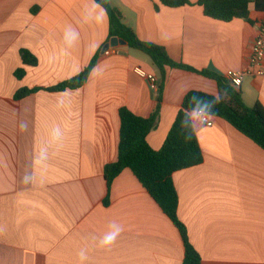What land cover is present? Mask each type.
I'll return each mask as SVG.
<instances>
[{
    "label": "crops",
    "instance_id": "1",
    "mask_svg": "<svg viewBox=\"0 0 264 264\" xmlns=\"http://www.w3.org/2000/svg\"><path fill=\"white\" fill-rule=\"evenodd\" d=\"M108 1L139 39L222 77L247 66L264 15L251 7L249 21L223 22L199 5ZM108 29L95 0H0V264L184 260L180 231L129 169L114 179L104 205L103 170L117 159L119 109L148 117L157 107L158 91L135 69L154 75L158 86L161 76L149 56L127 44L104 54ZM21 50L37 63L24 65ZM95 55L84 85L45 90L81 72ZM21 88L41 90L15 99ZM238 89L245 106L264 107V76H247ZM190 90L219 94L213 80L166 68L159 122L147 136L152 149L164 144ZM191 118L196 129L197 111ZM197 138L203 162L175 172L173 182L177 217L201 264H264V150L220 117L200 127ZM113 225L119 235L102 245Z\"/></svg>",
    "mask_w": 264,
    "mask_h": 264
},
{
    "label": "trees",
    "instance_id": "2",
    "mask_svg": "<svg viewBox=\"0 0 264 264\" xmlns=\"http://www.w3.org/2000/svg\"><path fill=\"white\" fill-rule=\"evenodd\" d=\"M107 13L109 21L108 40L118 37L126 41L127 45L149 56L153 65L160 71L158 86L157 107L148 117H141L131 112L124 106L119 109L120 128L117 159L104 167L103 173L107 184L104 205L109 204V191L112 182L122 172L129 169L147 189L151 198L161 207L174 226L180 231L184 245V260L181 264H201V256L193 248L188 239L186 227L180 222L178 214V196L173 182V174L177 171L200 165L203 160V152L197 134L191 139L185 136L191 135L195 130L192 125L191 113L194 111L207 112L211 105H205V100L211 101L216 95L190 90L182 100L181 107L172 122L164 144L158 150L150 147L147 140L148 134L153 131L159 122L160 103L166 76V68H175L193 72L217 83L219 94L225 93L222 102L216 104L212 111L213 117L228 122L232 127L254 141L264 150V107L258 101L251 107L243 103L240 89H235L219 73L211 70H198L195 67L176 62L169 55L165 47L155 45L152 42L143 41L131 30L121 15L113 8L108 0H95ZM162 3L172 7L186 5H199L206 17L230 22L234 19L249 21V10L264 12V0H162ZM24 65H35L37 59L26 50L20 51ZM97 61L95 55L88 66L73 77L47 88V91L64 92L68 89H77L84 85L93 71ZM24 68L15 72L18 79L24 75ZM41 89L21 88L15 95V99H21Z\"/></svg>",
    "mask_w": 264,
    "mask_h": 264
},
{
    "label": "built area",
    "instance_id": "3",
    "mask_svg": "<svg viewBox=\"0 0 264 264\" xmlns=\"http://www.w3.org/2000/svg\"><path fill=\"white\" fill-rule=\"evenodd\" d=\"M103 53L109 55L110 51L106 50ZM135 71L140 76L145 77L148 80V83L153 90L158 91V81L157 78L154 77V75H152L151 73H147L140 68H136ZM247 76H264V15L263 18L259 21L258 33L256 34V37L252 43L250 56H248L247 66L239 70L230 71L226 74L225 79L232 87L238 89V87L242 84L243 78ZM197 114L201 121L206 116L207 112L198 111ZM213 123L214 117L208 120V122L204 126L211 127Z\"/></svg>",
    "mask_w": 264,
    "mask_h": 264
},
{
    "label": "clouds",
    "instance_id": "4",
    "mask_svg": "<svg viewBox=\"0 0 264 264\" xmlns=\"http://www.w3.org/2000/svg\"><path fill=\"white\" fill-rule=\"evenodd\" d=\"M225 93H220L218 95H216L210 102L205 100V105H211V107L208 109L206 116L200 121L199 123V127H197L193 133L191 135L185 136V139H191L192 135L197 134L199 131V128L204 126L208 120H210L213 116H214V112L212 111V109L214 108V106L220 102H222V100L225 97ZM31 179V177L29 176H25L24 180L25 182H28ZM113 230L109 231L108 233H106L103 237V239L101 240V244L102 245H111L115 242L117 236L119 235L121 229L119 228V226L113 225L112 226ZM84 254L81 253V258H83Z\"/></svg>",
    "mask_w": 264,
    "mask_h": 264
},
{
    "label": "water",
    "instance_id": "5",
    "mask_svg": "<svg viewBox=\"0 0 264 264\" xmlns=\"http://www.w3.org/2000/svg\"><path fill=\"white\" fill-rule=\"evenodd\" d=\"M126 41H124L123 39L121 38H118V37H112L110 38L109 42L106 43L103 47V52L104 51H108L110 48H114V47H117L118 45H126Z\"/></svg>",
    "mask_w": 264,
    "mask_h": 264
},
{
    "label": "rangeland",
    "instance_id": "6",
    "mask_svg": "<svg viewBox=\"0 0 264 264\" xmlns=\"http://www.w3.org/2000/svg\"><path fill=\"white\" fill-rule=\"evenodd\" d=\"M139 53H141V54L144 55L145 57H148L146 54H144V53H142V52H139ZM148 59H149V57H148Z\"/></svg>",
    "mask_w": 264,
    "mask_h": 264
}]
</instances>
